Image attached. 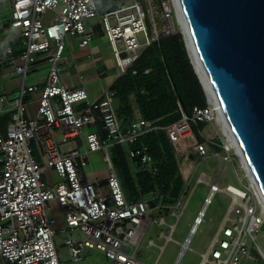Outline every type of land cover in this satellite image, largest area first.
Returning <instances> with one entry per match:
<instances>
[{"label":"built area","instance_id":"2783aa9c","mask_svg":"<svg viewBox=\"0 0 264 264\" xmlns=\"http://www.w3.org/2000/svg\"><path fill=\"white\" fill-rule=\"evenodd\" d=\"M9 1L8 21L4 23L0 18V85L5 82L4 69L25 77L29 66L44 61L48 70L42 87L22 83L19 95L12 100L0 93V105H6L0 112H8L11 117L5 133H0V264H61L54 242L55 220L48 215L53 200L63 209L66 228L82 235L76 239L70 234L63 241L73 260L81 259L87 248H97L111 264H140L138 249L151 222L156 221L150 213H165L174 219L173 223H167L164 217L157 221L159 226L167 227L159 237L165 242L173 241L174 229L188 200L179 198L164 203L163 196L154 190L128 201L111 163L109 148L124 147L132 168L148 171L155 178L157 161L146 144H135L145 135L162 130L175 155L192 150L204 160L210 155L207 142L196 140L192 124H218V107L207 100L205 107H193L190 116L183 114L167 126L136 118L124 130L116 113V91L110 87L101 99L90 101L84 88H68L60 83V62L66 37L75 38L78 47L88 46L93 35L90 22L98 19L119 75L125 74L145 48L164 36L181 34L182 22L175 1L124 0L105 13L99 12L94 0ZM0 8H4L2 3ZM48 13L52 16L45 19ZM144 73H149V69ZM132 74L136 71L132 70ZM36 94L37 110L31 116L29 97ZM96 124L100 125L103 139L97 132H84ZM58 131L60 142L56 139ZM32 140L41 147L45 166L33 156ZM218 141L221 151L214 155L222 153L226 160L237 158L248 184L243 188L220 186L223 172L216 182L200 174L197 181L207 185L208 194L188 237L181 243V254L190 249V235L204 221L212 197L222 192L229 197V206L206 251L200 254L199 264H256L260 258L264 261V253L256 242V235L264 226V204L236 148L226 137L225 141ZM69 144L73 148L65 150ZM97 151L105 153L110 171L105 180L90 182L83 178L81 168L87 166L88 154ZM45 168L53 169L59 178L51 188L41 182ZM148 246L157 247L153 240L148 241ZM159 248L162 250L163 246Z\"/></svg>","mask_w":264,"mask_h":264},{"label":"water","instance_id":"95a60500","mask_svg":"<svg viewBox=\"0 0 264 264\" xmlns=\"http://www.w3.org/2000/svg\"><path fill=\"white\" fill-rule=\"evenodd\" d=\"M209 93L264 204V0H176ZM178 24V21H177Z\"/></svg>","mask_w":264,"mask_h":264},{"label":"trees","instance_id":"16d2710c","mask_svg":"<svg viewBox=\"0 0 264 264\" xmlns=\"http://www.w3.org/2000/svg\"><path fill=\"white\" fill-rule=\"evenodd\" d=\"M100 13L115 9L124 0H94ZM18 54V53H16ZM145 69L149 73L145 74ZM132 70L136 74H132ZM116 91V113L121 126L126 130L137 118L156 121L164 127L177 120L183 114L190 116L193 107H205L207 98L189 61L183 39L176 32L159 39L145 48L131 69L121 75L111 87ZM10 113L0 114V132H5L10 121ZM206 123L192 124L196 140L203 142L201 131ZM100 138L104 135L100 125L96 131ZM216 139L212 149L220 152ZM148 146L149 154L157 161L158 176L152 177L148 171L132 168L126 156L125 148L113 145L109 148L110 159L121 182L128 201L142 198L151 191L158 190L164 203H173L179 199L185 187L184 178L190 172L193 156L186 154V166L179 168V159L169 143L164 131L151 132L135 145ZM190 157V158H189ZM187 172V173H186Z\"/></svg>","mask_w":264,"mask_h":264},{"label":"rangeland","instance_id":"374dc122","mask_svg":"<svg viewBox=\"0 0 264 264\" xmlns=\"http://www.w3.org/2000/svg\"><path fill=\"white\" fill-rule=\"evenodd\" d=\"M1 2L8 3V5L6 4L7 6L5 5V8H0V17L2 18V21L6 23L10 15V1L0 0V3ZM48 15L49 14H46L45 17L47 18ZM96 20L98 21V19ZM15 35L16 33H13V36ZM9 84L10 85L6 87L8 85L7 81L6 85L0 86V93L1 95H7L8 99L12 100L17 97L19 93L15 96L13 93L8 95V92L11 91L10 89L14 87L13 85H15V82L13 81ZM31 110L32 113L35 114L37 105H31ZM86 129L84 131L85 133L87 132ZM201 135L204 137L203 141L206 140L207 142V148L210 155L206 159L201 160L194 152L190 153L193 154L189 167L190 174L184 187V193L181 196V200H188V202L174 229L172 236L173 241L165 242L163 238L159 237V233L161 231H166L167 227L159 226L157 221L159 220V217H164L167 223H173L174 219L165 213H162V215H157L155 212L150 213V216L155 217L156 221L151 222L138 249L137 259L140 261V264H199L200 254L206 251L230 202L229 197L222 192H218L212 197L210 204L206 208L204 221L198 226L195 232L190 235V249H186L181 254V243H183L188 237L193 219L201 209L204 199L208 194L207 185L203 182L197 181L201 173L209 176L212 182H216L220 173L223 172V176L220 179V186L231 184L237 188H243V185L246 186L248 184L237 158L232 157L231 160H226L221 156L222 153L220 156L214 155L215 152L212 149V146H214L213 142H215L216 139L225 141V136H223L219 125L215 122L207 123L201 131ZM31 148L32 154L37 162L41 166H45L46 160L44 154L36 140H32ZM97 153L101 157V161H97L98 166H103L106 170L110 171L108 162L103 160L105 153L103 151H97ZM185 153L186 152L178 154L179 161L183 159ZM230 155H232V153H230ZM183 166L186 165L183 163ZM81 170L84 172L85 176H88L89 167H82ZM56 180L57 179L51 176L48 172H45L42 178V181L48 185H52ZM185 191L187 192L185 193ZM48 215L56 220L53 225L56 231L54 242L61 255V264H111V260L105 256L104 252L97 248H87L85 255L81 259L73 260L69 255L67 246L63 244V241L70 234L76 239H81V233L77 230L70 231L66 228L63 209L54 200L49 203ZM149 240H153L157 247L148 246ZM256 242L264 253V226L256 235ZM160 246H163L162 250H160ZM252 250L256 253L257 257H260L255 247H253ZM263 262V259L260 258L256 264H263ZM249 264H252V262Z\"/></svg>","mask_w":264,"mask_h":264},{"label":"crops","instance_id":"0c3cea01","mask_svg":"<svg viewBox=\"0 0 264 264\" xmlns=\"http://www.w3.org/2000/svg\"><path fill=\"white\" fill-rule=\"evenodd\" d=\"M1 3L4 5V8L8 5L7 2H1ZM48 14H49L48 17L47 18L45 17V19L51 18L52 15L50 13ZM90 25L93 30V35L88 46L82 48L78 47L77 40L75 38L70 36L66 37L65 49L62 60L60 62L59 81L61 84L65 85L68 88H77V87L84 88L88 94L89 100L97 101L103 97L104 93L110 87H112L113 83L120 77V75H119V69L112 55L110 45L107 42L101 30L99 21L94 19L90 22ZM14 46H15V54H16L19 52V50L17 48V44H15ZM47 70H48V65L44 61H40L35 65L29 66L25 77L14 74L13 71L10 69H4L3 75L5 77V82L0 86L6 85L8 81V85L6 86L8 87L10 85L9 83H12L14 81L15 82V85H13L14 87L10 89L11 90L10 92H8V95L13 93L14 96L18 94L22 83H25L26 85L36 84L38 87H42L46 81ZM31 105H37V94L29 97V114L31 116H34L35 114L32 113ZM5 107L6 105L3 106L0 105L1 110ZM0 114L2 113L0 112ZM97 125L98 124H96L95 126L87 127L86 130L91 132H96ZM0 133L4 134L5 132H0ZM56 139L58 142H60L61 140V133L59 131L56 134ZM66 147L64 148L65 150H69L73 148L71 144L67 145ZM192 152L194 151L191 150L185 153L182 159L184 161L182 160L179 161V168L182 175H183L182 173L183 169H181V166H183V163L184 164L187 163L185 160L186 159L185 156L186 154L189 155L190 157L193 156V154H190ZM175 156L177 157V161H178V154H176ZM99 160L101 161V157L100 155H98L97 152L88 154V164L86 166L89 167L88 176H85L84 172L81 171L84 179L90 182H93L95 180L103 181L106 179L109 171L106 170V168L103 166H98L97 161ZM103 160L105 161V159ZM187 164L189 165V163ZM45 172H48L51 176L57 179L55 182H53L52 185H48L47 183H44L42 181ZM189 174L187 175L186 178H184L185 184L187 182ZM42 178H41V182L47 188H51L59 180L56 173L53 171V169L50 168L44 169Z\"/></svg>","mask_w":264,"mask_h":264},{"label":"bare ground","instance_id":"6f19581e","mask_svg":"<svg viewBox=\"0 0 264 264\" xmlns=\"http://www.w3.org/2000/svg\"><path fill=\"white\" fill-rule=\"evenodd\" d=\"M174 1H176V0H174ZM175 4H176V3H175ZM179 18H180V20H181V22H182V18H181V16H180V14H179ZM182 31H183V33H184V35H185V39H186V42H187V45H188V49H189V52H190V56H191V59H192V62H193V64H194V66H195V69H196V71H197V73H198V75H199L201 81H202L203 84L205 85V87H206V89H207V92L209 93L208 85L206 84V80H205V77H204L203 72H202V70H201V67H200L199 63L197 62V60H196V58H195V56H194V53H193L192 48H191V44H190V42H189V35H188V32H187V30L185 29L184 26H183V28H182ZM217 123H218V125H219L220 128H221L222 134L227 138V141H228V142H229L234 148H236L235 143L233 142V140H232V138H231V135H230V133H229L228 127H227V125H226L224 119L221 118V116L218 118ZM236 150H237V148H236ZM237 152H238V150H237ZM238 153H239V152H238ZM243 165H244V163H243ZM244 167H245V165H244ZM245 169H246V167H245ZM251 182H252V181H251ZM252 184H253V182H252ZM253 186H254V184H253ZM254 188H255V187H254ZM255 190H256V192H257V194H258V191H257L256 188H255ZM258 195H259V194H258ZM260 198H261V197H260Z\"/></svg>","mask_w":264,"mask_h":264}]
</instances>
